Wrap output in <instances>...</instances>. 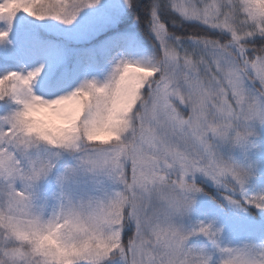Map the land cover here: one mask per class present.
I'll return each instance as SVG.
<instances>
[{"label": "snow or ice", "instance_id": "obj_1", "mask_svg": "<svg viewBox=\"0 0 264 264\" xmlns=\"http://www.w3.org/2000/svg\"><path fill=\"white\" fill-rule=\"evenodd\" d=\"M96 3L0 0L7 25L0 41L20 14L72 24ZM144 11L137 21L146 25L150 46L118 58L103 80L46 94L34 88L43 65L0 75V223L7 212L11 226L10 213L22 205L45 217H77L90 231L87 256L78 253L69 264H210V254L187 241L201 233L216 242L220 229L200 222L185 231L176 223L201 191L196 174L222 187L229 202L264 209V192L244 188L249 172L221 152L247 142L250 122L264 124V0H148ZM55 99L70 101L66 111L76 117L74 134L63 140L25 124L33 105L41 108L34 117L60 123L45 107ZM105 121L116 131L90 134ZM49 177L57 185L50 206L36 199ZM237 186L241 200L233 195ZM219 250L221 260L264 264V243Z\"/></svg>", "mask_w": 264, "mask_h": 264}, {"label": "rangeland", "instance_id": "obj_2", "mask_svg": "<svg viewBox=\"0 0 264 264\" xmlns=\"http://www.w3.org/2000/svg\"><path fill=\"white\" fill-rule=\"evenodd\" d=\"M127 6L125 0H98L93 6L82 9L72 24L20 14L8 38L0 41V75L8 71L27 72L43 65L34 88L44 93L49 86L53 94L70 91L85 79L103 80L118 58L137 57L142 54V48L150 46L139 37L134 26L94 41L100 34L118 26L125 17ZM6 27L0 22V29ZM41 57L44 58L43 63L36 64ZM4 111L0 106V114ZM248 130L250 135L245 144L223 145L221 152L225 158H230L249 172L244 185L246 192L261 193L264 192V124L250 122ZM66 162L67 158L61 161L60 166ZM199 179L220 193L228 210L221 208L202 190L196 193L189 213L178 217L176 223L185 231H191L204 222L220 229V232L216 242L196 233L189 237L188 246L204 248L210 254V264H219L221 247L244 243L259 246L264 243V209L233 204L225 199L222 187L202 174H196L195 181ZM56 192L54 177L41 181L36 190L37 202L52 205ZM233 195L241 200L238 186Z\"/></svg>", "mask_w": 264, "mask_h": 264}, {"label": "clouds", "instance_id": "obj_3", "mask_svg": "<svg viewBox=\"0 0 264 264\" xmlns=\"http://www.w3.org/2000/svg\"><path fill=\"white\" fill-rule=\"evenodd\" d=\"M70 103L55 99L45 106L59 117L58 124L48 126L45 120L34 117V113L41 112V108L36 105L31 106L26 113L25 124L53 140L66 139L74 134L76 127L75 114L66 111ZM115 131L112 122L105 121L94 125L90 134L99 136ZM71 211L68 210L69 213ZM4 215L5 221L0 223L4 236H0V241L7 237L12 244L4 247L0 243V264H69L72 259L77 258L78 253L79 258H86L87 249L84 242L89 238L90 231L86 229L85 222L77 217L71 214L67 217L60 214L53 216L51 213L45 217L22 205L10 213L12 221L9 226L6 219L9 213L5 212ZM257 259L251 258L249 264H256ZM220 264H240V260L229 256L221 260Z\"/></svg>", "mask_w": 264, "mask_h": 264}, {"label": "trees", "instance_id": "obj_4", "mask_svg": "<svg viewBox=\"0 0 264 264\" xmlns=\"http://www.w3.org/2000/svg\"><path fill=\"white\" fill-rule=\"evenodd\" d=\"M148 0H133V6L126 8V14L123 20H121L116 28H113L112 30L106 31L99 36H97L94 41L101 40L104 37L116 33L119 31H122L123 29H126L128 27L134 26L135 30L137 31L139 37L144 40L145 43L150 44L147 36V28L146 25L143 23H139L137 21V16H140L141 18L146 17V12L144 11L145 6L147 5ZM201 188V190L208 195L214 202L218 203L221 208H223L225 211L228 210L227 207H225V203L223 201L222 196L214 187H212L210 184H208L204 180H196L195 181ZM241 204H243L241 202ZM245 205V204H243ZM250 212H254L253 209L248 208Z\"/></svg>", "mask_w": 264, "mask_h": 264}, {"label": "bare ground", "instance_id": "obj_5", "mask_svg": "<svg viewBox=\"0 0 264 264\" xmlns=\"http://www.w3.org/2000/svg\"><path fill=\"white\" fill-rule=\"evenodd\" d=\"M43 61H44V58L43 57H41V58H39L37 61H36V64H41V63H43ZM47 85H48V83H46ZM37 91H38V89H36ZM53 91H52V89L49 87V86H47V88L44 90V93H46V94H48V93H52ZM53 94V93H52Z\"/></svg>", "mask_w": 264, "mask_h": 264}]
</instances>
